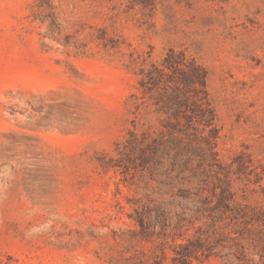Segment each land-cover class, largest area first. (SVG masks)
I'll return each instance as SVG.
<instances>
[{
    "label": "rangeland",
    "instance_id": "374dc122",
    "mask_svg": "<svg viewBox=\"0 0 264 264\" xmlns=\"http://www.w3.org/2000/svg\"><path fill=\"white\" fill-rule=\"evenodd\" d=\"M171 52L204 71L214 115L192 184L147 150L121 154L135 129L168 142L166 115L137 98ZM227 189L264 208V0H0V264L152 263L135 209L207 199L188 234L213 233Z\"/></svg>",
    "mask_w": 264,
    "mask_h": 264
},
{
    "label": "trees",
    "instance_id": "16d2710c",
    "mask_svg": "<svg viewBox=\"0 0 264 264\" xmlns=\"http://www.w3.org/2000/svg\"><path fill=\"white\" fill-rule=\"evenodd\" d=\"M174 57V52H171L164 59L162 68L154 66L147 73V79L140 83L143 96L137 98L138 106L146 103L141 100L149 98L148 107L156 106L157 113L166 115L162 122L165 130H161L160 136L168 142L160 141L157 132L153 135L149 132L139 134L135 129L129 132L130 138L123 144L121 154L129 157L132 152L147 150L153 159H167L169 172L176 179L183 176L184 182L192 184L185 169L190 163V149L193 141H201L205 128L213 124L214 115L208 100L204 71L193 61L181 64ZM178 70L182 74L179 81L169 73ZM161 88L164 93L157 96L155 92ZM181 198V202L173 203L172 207L143 205L131 215L139 227L137 235L146 241L154 238L157 243L158 253L153 262L148 263L145 255L136 253L138 264H162L168 245L172 264L203 263L212 257H219L227 264H264V208L237 204L235 194L227 189L220 194L215 208L221 214L218 223H224V226L215 227L214 224L213 233L198 229L189 235L190 226H193L195 216L204 210L207 199L195 200L183 195ZM228 229L236 235L230 238L233 242L230 246L226 245Z\"/></svg>",
    "mask_w": 264,
    "mask_h": 264
}]
</instances>
